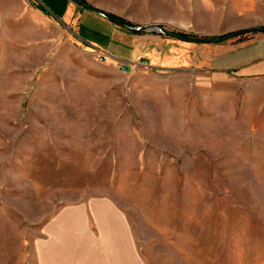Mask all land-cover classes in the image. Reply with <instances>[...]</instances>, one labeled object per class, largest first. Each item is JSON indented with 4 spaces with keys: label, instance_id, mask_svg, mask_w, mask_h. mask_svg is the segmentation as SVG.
Listing matches in <instances>:
<instances>
[{
    "label": "rangeland",
    "instance_id": "1",
    "mask_svg": "<svg viewBox=\"0 0 264 264\" xmlns=\"http://www.w3.org/2000/svg\"><path fill=\"white\" fill-rule=\"evenodd\" d=\"M82 1L191 38L264 27V0ZM72 3L144 54L168 37ZM20 7L0 0V264H264V74L122 66Z\"/></svg>",
    "mask_w": 264,
    "mask_h": 264
},
{
    "label": "crops",
    "instance_id": "2",
    "mask_svg": "<svg viewBox=\"0 0 264 264\" xmlns=\"http://www.w3.org/2000/svg\"><path fill=\"white\" fill-rule=\"evenodd\" d=\"M22 1L23 7H20L19 10H27L26 5L29 1L30 10L36 12V15L45 12L57 21L72 22L73 15H75L77 10V6L72 3L73 0ZM84 21L92 23V26L95 27L91 26L90 29L88 26L85 27ZM73 25L80 39L84 42L95 45L100 44L105 47H110L109 44L113 43V48L111 47L113 51L107 52V54L118 58L122 66H128V63L134 62L138 57L140 59L147 57L151 61L152 67L167 70L182 69L184 66L192 65L194 69L203 70V68H206L210 73L224 77L229 75V73H244L248 76L264 74V48H262L264 38L244 41L240 48L227 46L224 50H220L217 44H205L203 46V44L190 43L189 45L192 46H188L187 42L178 39L154 35L149 38L151 45L147 48L146 54H144V50L138 44L128 45L126 41L115 36L107 38V34L103 33L105 32L103 29L107 28V24L96 17L84 13V11L78 12L76 23ZM79 222L80 219H78L77 223Z\"/></svg>",
    "mask_w": 264,
    "mask_h": 264
},
{
    "label": "water",
    "instance_id": "3",
    "mask_svg": "<svg viewBox=\"0 0 264 264\" xmlns=\"http://www.w3.org/2000/svg\"><path fill=\"white\" fill-rule=\"evenodd\" d=\"M78 6L91 11L95 14H98L100 16H103L104 18H106L107 20H109L110 22L116 24L117 26L130 31V32H156L159 34H163L166 35L168 37L174 38V39H178L181 40L183 42H187V43H193V44H217L220 43L221 41H225V40H229L235 37H239L241 35H244L246 33H253L255 30L259 31V32H264V27H259V28H251L248 30H242V31H238V32H233V33H229L226 34V36L224 37H217V38H210V39H204V38H191L188 36H183L181 34H179L176 31L173 30H169L159 24H152V25H146V26H142V27H132L129 26L127 24L122 23L121 21H119L116 16L105 12L101 9H98L94 6H92L91 4L84 2L82 0H73Z\"/></svg>",
    "mask_w": 264,
    "mask_h": 264
},
{
    "label": "trees",
    "instance_id": "4",
    "mask_svg": "<svg viewBox=\"0 0 264 264\" xmlns=\"http://www.w3.org/2000/svg\"><path fill=\"white\" fill-rule=\"evenodd\" d=\"M116 18L119 20V21H121L122 23H124V24H127V25H129V26H132L133 27V25L132 24H130V23H128L127 21H125L124 19H122V18H120V17H117L116 16ZM255 32H258L257 30H255L254 31V33ZM181 35H183V36H186V35H184V34H181ZM224 36H226V35H223V36H220V37H224Z\"/></svg>",
    "mask_w": 264,
    "mask_h": 264
}]
</instances>
